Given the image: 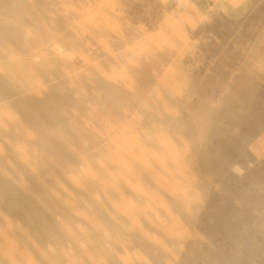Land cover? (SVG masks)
Here are the masks:
<instances>
[{
	"label": "rangeland",
	"instance_id": "obj_1",
	"mask_svg": "<svg viewBox=\"0 0 264 264\" xmlns=\"http://www.w3.org/2000/svg\"><path fill=\"white\" fill-rule=\"evenodd\" d=\"M0 0V264H264V0Z\"/></svg>",
	"mask_w": 264,
	"mask_h": 264
},
{
	"label": "crops",
	"instance_id": "obj_2",
	"mask_svg": "<svg viewBox=\"0 0 264 264\" xmlns=\"http://www.w3.org/2000/svg\"><path fill=\"white\" fill-rule=\"evenodd\" d=\"M185 5V14L200 17L209 11L220 12L230 19L242 17L248 10L249 0H180Z\"/></svg>",
	"mask_w": 264,
	"mask_h": 264
}]
</instances>
